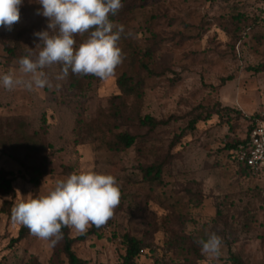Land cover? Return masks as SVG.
I'll return each instance as SVG.
<instances>
[{"label": "rangeland", "instance_id": "obj_1", "mask_svg": "<svg viewBox=\"0 0 264 264\" xmlns=\"http://www.w3.org/2000/svg\"><path fill=\"white\" fill-rule=\"evenodd\" d=\"M121 3L115 25L125 29L119 44L125 58L114 75L85 79L69 71L56 81L61 66L54 65L44 69L52 87L0 86V172L13 175L16 191L15 198L0 196V264H22L31 256L41 264H67L55 253L59 242L50 246L30 234L14 243L22 225L11 222V209L85 170L115 176L121 191L108 223L90 227L87 232L96 233L74 246L88 264H122L126 235L147 246L137 264H231L230 249L246 264H264V175L249 179L238 172L231 148L264 123V0ZM41 8L37 0H23L19 21L11 30L0 27V75H19V59H11L6 46L19 42L26 55L38 54L34 33L48 23L36 14ZM84 39L76 36L77 46ZM124 74L145 81L141 115L169 124L149 135L133 131L141 136L137 145L114 154L93 127L119 95L117 80ZM75 78L80 83L73 88ZM155 164L163 165L162 186L143 181L141 168ZM247 214L253 218L249 232L242 229ZM206 232L223 239L218 259H199L192 250L187 259L186 252L167 249L169 240L183 236L199 250L196 241ZM81 235L70 229L72 238Z\"/></svg>", "mask_w": 264, "mask_h": 264}, {"label": "clouds", "instance_id": "obj_2", "mask_svg": "<svg viewBox=\"0 0 264 264\" xmlns=\"http://www.w3.org/2000/svg\"><path fill=\"white\" fill-rule=\"evenodd\" d=\"M23 0H0V27L11 30L20 19ZM42 8L37 15L47 18V30L35 32L39 52L19 58V75L9 71L0 75V86L8 91L17 87L27 90L52 87L44 69L60 65L56 81H63L69 71L75 75H93L107 79L114 75L125 58L119 47L123 25L109 19L123 7L121 0H37ZM115 29V31H114ZM79 46L76 36H85ZM59 88L60 84L57 83ZM120 185L111 174L85 170L57 179L46 194L31 193L11 209V222L29 229L31 235L55 246L62 238V228L77 234L90 227L101 228L113 217L120 204ZM206 239L196 241L202 255L218 259L223 239L206 232Z\"/></svg>", "mask_w": 264, "mask_h": 264}, {"label": "trees", "instance_id": "obj_3", "mask_svg": "<svg viewBox=\"0 0 264 264\" xmlns=\"http://www.w3.org/2000/svg\"><path fill=\"white\" fill-rule=\"evenodd\" d=\"M109 19L111 22L115 24L117 20V15H110ZM115 31V29H114ZM124 40L123 34L121 35V39L118 42L120 45ZM128 44L129 42L126 41ZM6 50L9 53L11 59H19L26 54L23 52L22 47L19 42H16V47L11 48L10 46H6ZM25 55H24V54ZM136 64L134 58L131 59L132 67ZM142 69L148 74H154L152 69L148 64L141 65ZM92 75H79L80 78H91ZM77 77V78H78ZM75 78L73 82V88H76L80 80ZM144 86L145 81L140 75L134 74H124L120 76L117 80V87L119 90V95L114 96L109 101L108 110L102 114L101 119H97L93 129L101 135V143L105 147L108 152L114 154H121L129 149L135 147L138 143L140 135L134 133L133 131H141L147 130L146 135L151 134L155 130H157L161 126H165L169 124L168 122L160 121L151 116L143 117L140 113L139 106L144 97ZM203 118H198V120L192 121L190 124L191 128H194L197 121L202 120ZM118 122H121V125H117ZM253 125L246 138L249 134L257 127ZM245 144V139L237 144L231 146L234 155L238 148V145ZM234 165L238 172L243 174V176L249 179H257L261 178L264 175V170L259 173L258 176H253L252 171L245 165H241L239 167L236 166V159L234 156ZM141 173L143 176V181L146 184L151 186H162L163 184V165L155 164L152 166L142 167ZM12 174L6 171L0 172V196L5 197L9 196L15 198L16 191L13 187L14 178H12ZM38 185V184H37ZM36 197V196H35ZM194 197H198V202L201 200L200 195L197 193L194 194ZM197 202V200H195ZM8 206L11 203L6 202ZM252 214H247L245 216V222L243 223L242 229L245 232H249L252 227ZM63 238L59 241V245L55 246V253H57L58 257L64 256L67 261V264H88L87 261L79 258L74 251V246L78 242H84L88 239L89 236L96 233V230L89 231L87 233L82 234L77 238H72L70 236V229L68 227L62 228ZM30 235L29 229L27 227L22 226L19 232V236L14 240V243H20L27 239ZM124 243L126 245V252L123 257L122 264H137V260L140 258L142 251L145 252L147 246L139 239L132 237L130 235H126L124 237ZM168 250H177L181 252L187 253V259L191 256V250L194 254L199 256V259H202V254L200 249L189 245L186 237L179 236L173 238V240H169L167 242ZM229 261L231 264H246L244 259L239 253L234 252L233 250H229ZM191 263V262H190ZM22 264H41L38 259L34 256H31L29 260L24 261Z\"/></svg>", "mask_w": 264, "mask_h": 264}, {"label": "built area", "instance_id": "obj_4", "mask_svg": "<svg viewBox=\"0 0 264 264\" xmlns=\"http://www.w3.org/2000/svg\"><path fill=\"white\" fill-rule=\"evenodd\" d=\"M235 159L237 167L247 166L251 169L253 176H258L264 170V123H258L245 138V144L238 146Z\"/></svg>", "mask_w": 264, "mask_h": 264}]
</instances>
